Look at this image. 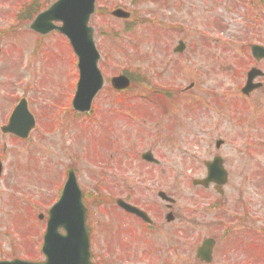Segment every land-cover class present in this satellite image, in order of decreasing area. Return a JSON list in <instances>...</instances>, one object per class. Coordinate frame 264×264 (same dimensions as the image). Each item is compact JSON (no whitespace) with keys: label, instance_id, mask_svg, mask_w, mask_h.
<instances>
[{"label":"rangeland","instance_id":"374dc122","mask_svg":"<svg viewBox=\"0 0 264 264\" xmlns=\"http://www.w3.org/2000/svg\"><path fill=\"white\" fill-rule=\"evenodd\" d=\"M54 1L0 0V125L24 94L40 120L27 140L0 132V257H40L27 242L44 232L38 214L47 215L69 167L87 193L133 195L143 208L157 212L158 205L165 224L169 210L157 193L167 192L176 200L179 227L166 224L156 238L168 243L178 231L187 263L196 260L199 236L214 233L207 224L219 208L210 205L220 199L229 214L248 210L252 216L239 228L246 238L235 232V242L264 259V91L250 99L241 93L251 68L264 71V61L250 52V44L264 45V0H98L91 26L100 68L109 80L130 75L132 86L120 94L107 83L86 114L72 107L79 75L70 43L57 32L41 37L30 28L34 11ZM33 2L38 7L31 6L28 19L25 7ZM118 7L132 19L111 16ZM180 40L188 49L176 55ZM217 139L226 143L219 150ZM147 151L160 163L141 158ZM216 154L230 171L224 197L213 186L193 185L207 177L204 162ZM90 206L97 213L110 207ZM141 249L134 240L132 254ZM158 254L136 264H158ZM223 255L217 262L226 264ZM243 255L232 257L250 254Z\"/></svg>","mask_w":264,"mask_h":264},{"label":"water","instance_id":"95a60500","mask_svg":"<svg viewBox=\"0 0 264 264\" xmlns=\"http://www.w3.org/2000/svg\"><path fill=\"white\" fill-rule=\"evenodd\" d=\"M97 0H58L53 3L49 9L43 11L35 19L31 28L38 33L49 34L50 31L57 30L65 34L71 43L74 53L78 56V68L80 79L77 83L73 107L80 111H90L96 94L104 87V77L99 68L101 54L97 49L95 42V31L90 27V19L96 12ZM117 18H129L130 13L125 9L118 8L112 12V16ZM62 22V25L58 23ZM181 48V46L179 47ZM182 49V48H181ZM1 50V46H0ZM252 55L261 60L264 58V47L261 45H252ZM263 75L260 69H252L248 75V81L243 88L246 94L261 86V83L254 84L257 76ZM111 84L115 89H126L130 85V80L124 75L112 78ZM9 125L2 128L3 132L15 133L21 138H27L31 130L35 127L33 115L27 109L25 101H22L10 116ZM219 146L220 142L217 143ZM143 158L152 161L155 158L151 153H145ZM208 177L205 180H196L194 184L207 186L210 182L223 184L227 181V173L221 164V158L217 157L214 162L207 163ZM3 164L0 161V177L2 176ZM67 186L62 193L63 196L50 211V220L48 230L45 235L44 253L45 262H32L18 259L14 261H0V264H91V253L89 246V236L86 229V208L82 202L83 193L80 192L76 176L72 171H68ZM77 191L76 199L72 198V192ZM163 198L165 194H160ZM71 201L76 202L75 211L70 210ZM127 209L136 212L141 216H146L137 208L125 205ZM63 216H69L63 219ZM75 217V219L73 218ZM67 230V235H62L60 228ZM80 231L84 232L80 236ZM86 236V240L84 238ZM71 239H81L80 242H69ZM209 244V243H208ZM208 246L200 249L202 255H207ZM206 258L210 260L209 254Z\"/></svg>","mask_w":264,"mask_h":264},{"label":"flooded vegetation","instance_id":"af4514ba","mask_svg":"<svg viewBox=\"0 0 264 264\" xmlns=\"http://www.w3.org/2000/svg\"><path fill=\"white\" fill-rule=\"evenodd\" d=\"M182 49H177L174 47L173 52L176 55H180L182 52L186 51L185 46L181 47ZM264 78L261 79L263 81ZM260 80V79H258ZM257 91H264V85L261 87V89ZM257 91L253 92L249 98H251L254 94L257 93ZM22 98L27 99L28 106L30 107V101L28 98V94H24ZM35 114V113H34ZM46 119L48 120L49 114L45 113ZM39 114H35L36 120H38ZM40 119V118H39ZM46 120V121H47ZM40 123V122H39ZM6 135V134H5ZM10 138L18 139L15 135H6ZM224 147V146H222ZM81 185V183H80ZM65 187V183H62L57 186V190L54 192V197L52 198L53 201H57V199L61 196V192L63 188ZM82 187V185H81ZM216 188V187H215ZM211 186L208 187L207 191H210ZM85 193L84 196V202L86 203L88 207V219H87V225H88V231L90 235V246L92 250V259L94 264H136V263H142L146 262L148 257H151L153 254L155 257L158 254V251H161V259L158 264H224L217 262V259L221 252L223 255V262L226 264H264V259L260 258L261 253L260 251H253L249 248H245V246H240V240L235 242V236L236 233L242 238H246V234L243 232L240 233L239 231L241 229V222L246 220H249V216H252V214H248V210L246 213H242L240 215V211L236 210L235 214L228 213L226 211V208H224V201L221 200L217 201L214 205H210L211 210L219 208L218 211H215V216L210 217V221L207 226L208 229L214 231V233L211 234H203L199 236V244L196 246L195 251V258L194 261L186 262L185 259V253L184 250V242L181 235L178 234V231H174V236L170 237V242L166 243V238L162 237L160 240L156 238V233L159 231V229L165 228L166 224H169L170 227H173L175 230L177 229V218L178 215L175 216V207L176 205H173L171 207L167 206L168 210H171L172 218L173 220L171 222H166V224L162 221V217L164 216V212L162 209H159V206L157 205V212L153 211V208L150 210L147 208H144L148 213L150 214L151 221H145L141 217H139L136 214H132L131 212L126 211L123 207H121L117 200L119 198H123L125 202H129L132 205L139 206L140 208H143L141 205H139L137 202L132 201V196H107V195H96L92 193H87L85 190H83ZM226 192L222 195L224 197ZM209 197V196H208ZM94 205V207L98 208L101 207V205L105 206L109 204V208H103L101 212L97 213L96 211L90 210L91 206L90 204ZM223 204V206H221ZM222 207V208H220ZM222 209V210H221ZM235 211V210H234ZM212 212V211H211ZM169 214V212H168ZM100 215V218L97 216ZM166 216V213H165ZM47 221V220H46ZM46 228V225L44 226ZM181 228V227H180ZM253 230V229H252ZM249 230V231H252ZM196 231L198 232V228H196ZM159 233V232H158ZM43 235L40 234V239L38 241L31 240L27 244H32L31 248L33 249L34 253L39 252L42 254V244H43ZM247 235H254L252 233H247ZM151 236L152 241L149 240V237ZM154 236V237H153ZM189 239H193V237L188 236ZM205 239H213L215 241L213 247H212V258L210 262H206L205 260L198 258V249L200 245L204 242ZM134 240L140 244L141 250L143 253L139 255L132 254V245ZM187 240V239H186ZM158 244L161 246L158 247ZM29 246V245H27ZM2 245H0V253H3ZM248 251L250 255H247L246 259L238 261V259H234L232 257L233 254L238 255L241 254V257L243 258V252ZM148 254V257L146 256ZM159 255V254H158ZM227 256H229V259H227ZM254 256L258 257L259 260H256ZM15 257H10V259H13ZM4 257H0V260H3ZM230 261V263H229Z\"/></svg>","mask_w":264,"mask_h":264}]
</instances>
